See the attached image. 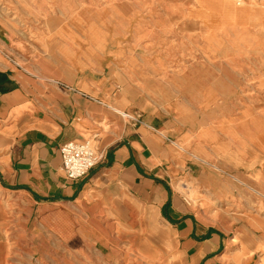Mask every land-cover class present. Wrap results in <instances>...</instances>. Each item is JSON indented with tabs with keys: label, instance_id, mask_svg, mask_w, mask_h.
Wrapping results in <instances>:
<instances>
[{
	"label": "crops",
	"instance_id": "crops-1",
	"mask_svg": "<svg viewBox=\"0 0 264 264\" xmlns=\"http://www.w3.org/2000/svg\"><path fill=\"white\" fill-rule=\"evenodd\" d=\"M200 12L209 10H196L204 23ZM110 19L105 14L103 20ZM243 20L250 22L244 14ZM111 31L97 35L105 38L102 45L72 28L27 44L0 15V264L25 263L26 251L29 260L41 262L46 245L71 255L105 247L112 257L120 231L135 229L148 206L174 227L192 264H224L235 239L240 246L232 258L264 264L262 210L253 207L235 235L225 238L191 215L176 189L180 178L196 193L204 175L217 197L222 183L264 182V65L251 71L244 63L219 62L228 34L209 29L210 38L220 39L215 51L209 48L216 58L209 78L199 87L177 82L171 90L161 79L136 75L164 68V60L159 67L147 59L142 67L136 57L128 66L121 30ZM258 49L264 53V40ZM239 69L247 71L245 78L237 77ZM83 139L93 141L100 159L71 180L59 147ZM203 163L221 174L205 173Z\"/></svg>",
	"mask_w": 264,
	"mask_h": 264
},
{
	"label": "rangeland",
	"instance_id": "rangeland-1",
	"mask_svg": "<svg viewBox=\"0 0 264 264\" xmlns=\"http://www.w3.org/2000/svg\"><path fill=\"white\" fill-rule=\"evenodd\" d=\"M222 3L227 5L222 6ZM198 5L209 10L207 14L211 18L206 21L207 24L210 21L219 22L223 16L241 17L244 14L255 25L250 31L228 33L221 39L226 52L217 55L219 62L244 63L251 71L254 67L264 65V53L254 51L259 50V43L264 40V37L259 36L264 35V0H240L239 6L233 0H207L202 4L196 0H0V15L10 20L15 30L22 32L27 44H32L39 35H51L54 30L72 28L87 31L86 39L91 44L102 45L105 38L97 35L103 29H119L122 34L118 38L122 45L120 47H124L121 54L123 58L127 57L128 66L134 64L129 62L136 57H139L138 64L142 67H146L147 59L154 62L158 60L159 67L164 60V68L138 69L136 75L161 79L172 90L177 88V82L185 81L199 87L201 79L202 82L208 79L212 72L211 61L216 60L208 52L210 47V51L219 47V38H210V34H206L208 25L196 16ZM105 14L111 15L109 21L103 20ZM114 15L118 16L116 20ZM146 31L152 33L147 34ZM132 71L127 70L129 74ZM235 72L240 74L238 78H245L247 74V71L240 69ZM187 157L193 159L191 155ZM201 166L207 174H221L212 169L209 163ZM203 177V183L196 193L192 191L193 183L181 181L180 178L176 180V189L191 215L221 231L225 238L235 235L236 228L247 219L253 207L259 208L263 211L260 213L264 214V182L243 180L239 181V186L230 182L233 189L222 183L221 186L226 187L221 188L222 193L217 197L215 190L210 187L211 183L206 182L207 175ZM176 235L174 227L158 215L156 207L148 206L144 213L139 214L135 229L120 231L121 243L119 247L115 246L117 250L112 257L107 255L105 247L91 250L86 246L82 247L84 250L74 251L71 255L60 247L46 245L42 247L41 262L29 260L30 254L26 251L23 264H192L191 256L181 252V247L177 245ZM231 243L236 245L228 249L230 251L225 256L224 264H257L254 260H245L244 256L232 258L233 250L240 246V241L235 239ZM48 248L56 252L50 255ZM262 252L264 254V248ZM66 256H70L71 262L63 260Z\"/></svg>",
	"mask_w": 264,
	"mask_h": 264
},
{
	"label": "built area",
	"instance_id": "built-area-1",
	"mask_svg": "<svg viewBox=\"0 0 264 264\" xmlns=\"http://www.w3.org/2000/svg\"><path fill=\"white\" fill-rule=\"evenodd\" d=\"M59 153L63 173L71 180L84 177L100 159L91 139L64 142L59 147Z\"/></svg>",
	"mask_w": 264,
	"mask_h": 264
},
{
	"label": "bare ground",
	"instance_id": "bare-ground-1",
	"mask_svg": "<svg viewBox=\"0 0 264 264\" xmlns=\"http://www.w3.org/2000/svg\"><path fill=\"white\" fill-rule=\"evenodd\" d=\"M196 1H198L199 3L202 4L207 0H196ZM236 1L237 0H233L234 4L235 5L238 4V6H239L240 0H238L239 2H236ZM242 3L244 4L243 1H242ZM198 15L203 18L204 23H206V21L211 18V16L207 13L200 12ZM209 23L211 25L206 23L208 25L207 26L208 30L212 29V30H216V31H221V33H223L224 35H227L228 33H235L236 34L239 32H246V31H249L251 27H255V25L253 23H250V22L243 20V16H241V17H239V16H231V17L225 16L223 19H220L219 22L218 21H210Z\"/></svg>",
	"mask_w": 264,
	"mask_h": 264
}]
</instances>
